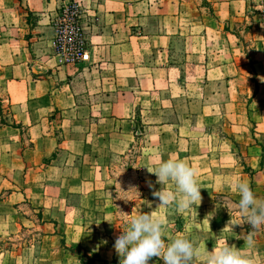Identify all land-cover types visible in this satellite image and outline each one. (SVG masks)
<instances>
[{
	"label": "crops",
	"instance_id": "obj_1",
	"mask_svg": "<svg viewBox=\"0 0 264 264\" xmlns=\"http://www.w3.org/2000/svg\"><path fill=\"white\" fill-rule=\"evenodd\" d=\"M255 1L0 0V222L39 236L36 264L119 263L109 172L137 129L146 189L127 215L162 206L163 234L178 217L174 202L149 197L160 183L144 181L162 156L194 166L196 179L231 167L236 184L264 199L263 31L253 24L249 56L231 24L255 18ZM71 3L84 58L56 43V19ZM240 156L247 167L231 163ZM217 178L200 186L204 209L245 237L227 204L212 200L209 190L231 186ZM256 245L263 252L264 239Z\"/></svg>",
	"mask_w": 264,
	"mask_h": 264
},
{
	"label": "rangeland",
	"instance_id": "obj_2",
	"mask_svg": "<svg viewBox=\"0 0 264 264\" xmlns=\"http://www.w3.org/2000/svg\"><path fill=\"white\" fill-rule=\"evenodd\" d=\"M255 4L257 7L252 11V15H255V18H234L231 20V24L242 38L246 53L249 56L255 44L253 24L261 26L264 40V0L256 2ZM202 5L206 4L202 2ZM136 131L137 134L135 136V141L130 151V155L123 159L116 158L114 163L111 165L109 172L111 177L114 178V189H112L113 191L111 192V195H114L117 200L119 208L118 223H121L122 217L127 215L130 203L132 201H137L138 198L143 196V191L146 189V185L142 182V174L140 173L139 168V156L144 152V130L137 129ZM168 157L169 156H162L163 159H167ZM215 159L220 161L221 158ZM231 163L247 167V158L240 156V158H234V161H231ZM215 168L217 170V167ZM228 169H231V167L227 168V172L217 170L213 175L206 179L197 178V183L199 186L208 184L213 177L217 176L218 178L214 181L216 185H221V181L227 186L231 185L229 188H215L213 190H209V192H213V201L227 204L229 207L228 210H230L229 213L231 212V214L237 216L238 220H243L244 218L236 209V201L239 199L234 188V185L236 184L234 182V177L236 174L233 173L232 170ZM144 181L150 182L152 186L153 181L157 182V176L155 173H149L148 177L144 178ZM168 184H171V182ZM135 187L139 193L135 191ZM156 190L158 189H150L148 193L149 197H153V192ZM166 190L172 191L174 188L168 187ZM118 195H129L136 198L125 200L123 198H119ZM196 203V205L194 206L193 204L192 207L189 206L184 209L179 208L180 213L178 217L176 218L174 216L172 217V221L166 222V232L164 234L165 238L172 237L174 235H186L192 239L195 246L202 254L206 253L208 250H212L214 247H219L224 242H228L230 245H233L241 251L247 253L253 260V264H264V249L263 252L256 253L258 249V245H256L257 241L260 242L264 239L262 235L264 227L256 231L255 234L257 236L256 238L254 237L256 242L252 240L248 241L244 237L237 236L234 228H227L226 225L222 224L213 225L211 221L212 217L208 216L209 211L204 209L205 204L200 200H197ZM162 209V206L149 204L144 208V210L143 208L136 207L135 213H139L140 211L150 212L153 216L162 221ZM217 214V211L214 210L211 213V216H214L215 219ZM2 223L3 222H0V231L3 230V233L0 232V264H36V254L33 252L30 243H37L39 236H34L28 228H25L18 234L8 233L9 228L6 226L3 227L5 223ZM240 226L243 231L245 230L249 232L251 230V225L247 222L240 223ZM120 231L121 227L117 226V235ZM240 234H242V232H240ZM203 259L204 255H201L197 258V261L199 262ZM149 264H163V260L159 257H152Z\"/></svg>",
	"mask_w": 264,
	"mask_h": 264
},
{
	"label": "clouds",
	"instance_id": "obj_3",
	"mask_svg": "<svg viewBox=\"0 0 264 264\" xmlns=\"http://www.w3.org/2000/svg\"><path fill=\"white\" fill-rule=\"evenodd\" d=\"M148 171L156 174L157 182L161 185L160 189L153 192L160 204L174 202L178 208L184 209L195 204L197 200L201 201V187L197 183L196 169L183 159L169 156L167 159L157 160L155 170L148 167ZM169 182L174 185L172 191L163 187ZM235 191L239 197L236 209L244 219L233 222L231 215L229 223L250 224L251 230L244 238L251 241L256 231L264 227V199H258L249 183L243 179L235 185ZM118 197L125 200L136 198L129 195ZM227 208L229 209L228 206ZM114 225L121 227L114 244L120 253L119 264H149L152 257L161 258L163 264H253L247 253L228 242L202 254L186 235L165 238L162 221L150 212L140 211L126 215L122 217L121 223ZM201 255H204V259L198 262L197 258Z\"/></svg>",
	"mask_w": 264,
	"mask_h": 264
},
{
	"label": "built area",
	"instance_id": "obj_4",
	"mask_svg": "<svg viewBox=\"0 0 264 264\" xmlns=\"http://www.w3.org/2000/svg\"><path fill=\"white\" fill-rule=\"evenodd\" d=\"M79 7L71 3L56 19V43L75 58H84L82 33L79 27ZM119 264V263H117Z\"/></svg>",
	"mask_w": 264,
	"mask_h": 264
}]
</instances>
